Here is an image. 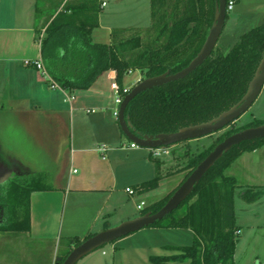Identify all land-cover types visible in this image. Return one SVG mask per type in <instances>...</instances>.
Listing matches in <instances>:
<instances>
[{
    "label": "trees",
    "instance_id": "1",
    "mask_svg": "<svg viewBox=\"0 0 264 264\" xmlns=\"http://www.w3.org/2000/svg\"><path fill=\"white\" fill-rule=\"evenodd\" d=\"M40 2L36 0V19L43 14L39 10ZM214 2L150 0V29L145 33L129 29L111 32L108 44L92 41L101 11L100 0L66 2L59 11L49 14L43 27L40 54L44 68L51 80L66 92L87 90L108 71L115 72V82L120 89L123 78L135 70L142 72L144 78L165 72L174 74L185 68L201 48L213 21ZM263 48L264 23L243 33L226 54L214 49L202 65L185 78L140 93L125 110L134 132L140 136L172 133L208 122L230 109L245 94ZM261 124L264 123L231 127L209 147L187 156L181 169L186 173L179 185L225 138ZM263 145L264 138L233 147L204 174L177 209L149 226L188 230L192 241L187 246H165L164 250L170 254L152 255L148 264H234L238 242L234 195L238 184L226 171L242 154L257 151ZM155 169L154 178L140 183L134 191L136 188L140 193L148 192L157 185L160 179L157 161ZM178 186L146 206L139 215L157 212ZM43 190L50 188L37 186V179L10 180L0 187V232L28 231L29 197L32 192ZM239 198L246 204L264 200V186H243ZM91 236L62 238L65 251L59 254L61 261Z\"/></svg>",
    "mask_w": 264,
    "mask_h": 264
},
{
    "label": "crops",
    "instance_id": "2",
    "mask_svg": "<svg viewBox=\"0 0 264 264\" xmlns=\"http://www.w3.org/2000/svg\"><path fill=\"white\" fill-rule=\"evenodd\" d=\"M69 1L75 0H41L43 14L36 19V0H0V187L10 180L37 179V186L50 188L31 193L28 231L0 232V264H58L59 254L65 251L62 238L84 239L135 218L134 202L130 197L124 200L123 194L129 195L125 189L156 175V158L150 149L127 145L111 113L115 109L111 105L115 99L111 89L114 71L101 74L87 90L66 92L51 89L35 69L23 65L26 59L41 58L45 22L51 12ZM258 2L256 9L264 17V0ZM240 6L243 3L237 4ZM136 83L122 89H131ZM101 147H105L104 152ZM257 151L244 153L237 161ZM158 164L161 176L159 159ZM183 167L167 174L171 183L165 195L180 183ZM135 193L152 191L140 193L135 188ZM150 197L154 200L148 202L145 197L139 203L145 201L146 207L162 194ZM121 210L126 212L118 220ZM178 230L148 227L116 240L111 247L116 252L108 259L102 251L100 257L90 253L76 264L147 261L152 255L168 253L164 247L173 246L169 240L173 235L168 232ZM237 232L236 246L243 242L247 250L238 258L235 248L234 264H243L252 240L247 234L241 237L239 226ZM254 259L249 258V263L255 264Z\"/></svg>",
    "mask_w": 264,
    "mask_h": 264
},
{
    "label": "rangeland",
    "instance_id": "3",
    "mask_svg": "<svg viewBox=\"0 0 264 264\" xmlns=\"http://www.w3.org/2000/svg\"><path fill=\"white\" fill-rule=\"evenodd\" d=\"M104 1H106L107 5L105 8L101 9L99 13L98 26L93 30L92 39L94 42L107 43L109 41V35L111 32H116L122 29L137 30L143 33L150 29V0ZM258 1L259 0H233V10L226 12V19L215 47L216 50L220 51L222 54H226L243 33L261 24L260 22L264 20V17L263 12H258L259 9H256L259 7ZM238 3H243V6L237 8ZM236 11L239 14H236ZM208 15H211V12H209ZM142 78L144 79V74L139 70H135L123 78L122 85L126 86L132 82H139ZM111 105L112 107H115V109L117 108L114 105L113 100L111 101ZM111 113L113 112L111 111ZM253 122L264 123V86L258 98L254 101L250 108L233 123V125L228 126L215 134L202 137L197 140H189L168 146L169 154L167 156H162L153 160L155 163V161L157 160L158 162L159 159V163L161 165V176L157 182V185L151 190L152 193L146 195L134 193L133 196L123 194L124 200L130 197L134 202V216L137 217L140 214L139 210H135L136 203H139L145 197L148 202H151L154 200L150 197L151 195L162 194V197L165 196V193L167 192V185L171 183L169 182L170 175L168 176L167 174L176 170L178 167L185 165L187 156L189 158L190 156L197 154L201 150L209 147L214 142L216 137L225 130L230 129L231 127L240 128ZM24 134L25 133H21V135ZM8 135H11L10 128L8 129ZM24 137L26 136L24 135ZM122 140L125 141L127 145L130 143L125 137H123ZM30 150L32 151V149ZM35 152H37V150H35ZM245 157L246 158L241 162L236 160L226 171V175L233 176L238 184V188L235 190L234 195L236 226L240 227L241 237L247 234L249 240H252L251 245L248 248L249 257L247 261L243 262V264H250L249 258L252 256H255V264H258L264 263V200L262 199L254 204H246L239 198V191L241 187L247 185L264 186V145L256 152V154ZM184 173L186 172H183V174L180 176L181 181L183 179ZM132 188L134 189V187ZM147 197H149V199H147ZM162 197H158L157 200ZM143 203L145 204V201ZM125 212L126 211L122 210L119 211L117 214V219L119 220L125 214ZM168 233L173 235L169 239L171 242H173V246H187L191 242L189 239L190 234L186 230H178L177 232ZM153 239L154 242L158 241L157 238ZM113 243L114 242L106 244L92 253H95L94 255L100 257L101 252L104 251L107 253L106 258L108 259L111 254L116 252H112L111 247ZM236 248L238 251V258L241 255L244 256L245 251L247 250V247L244 246V243L241 242L238 247L236 246ZM157 252V254L161 253L160 250ZM162 254L165 255L170 253H165L163 251ZM128 262V264H148V260L142 261V259H136L135 261L133 260L135 263H133L131 260Z\"/></svg>",
    "mask_w": 264,
    "mask_h": 264
},
{
    "label": "water",
    "instance_id": "4",
    "mask_svg": "<svg viewBox=\"0 0 264 264\" xmlns=\"http://www.w3.org/2000/svg\"><path fill=\"white\" fill-rule=\"evenodd\" d=\"M225 17L226 0H215L212 24L207 31V35L201 48L194 58L191 59L188 65L174 74L165 72L158 76L144 78L137 82L123 97V100L118 108L117 124L121 133L129 142L134 143L140 148L155 149L159 147H168L189 140H197L202 137L215 134L229 126L231 123H234L254 103L264 86V48L262 58L254 76L249 82L247 90L240 101L208 122L184 127L172 133H160L154 136H140L134 132L129 117L125 114L126 107L130 101L140 93L183 79L202 65V63L211 55L216 47L224 26ZM263 138L264 124L256 127H249L228 136L222 142L217 144L213 150L196 166V168L172 193L164 206L157 212L153 214L148 212L143 215H139L133 219L124 221L115 227L107 228L92 235L82 241L78 246L74 247L63 261L58 258L57 263L76 264L83 257L103 247L104 245L115 242L116 240L142 229L148 228L155 222L162 220L165 216L177 209V207L187 199L204 174L212 168L224 154L243 142Z\"/></svg>",
    "mask_w": 264,
    "mask_h": 264
},
{
    "label": "built area",
    "instance_id": "5",
    "mask_svg": "<svg viewBox=\"0 0 264 264\" xmlns=\"http://www.w3.org/2000/svg\"><path fill=\"white\" fill-rule=\"evenodd\" d=\"M233 0H228L226 2V12L227 11H231L233 9ZM107 5L106 1L101 0L100 1V8L103 9L105 8ZM23 65L25 67H32L33 69H35L40 76L47 81L49 87L51 89H60L50 78L49 74L47 73V71L44 68L43 62L41 58L38 59H26L23 61ZM111 89L115 94V99H114V103L117 106V108L113 111V116L115 117V119H117L118 116V108L119 105L121 104L123 97L130 91V89H120L117 85V83L114 81L111 84ZM89 112V111H87ZM130 147L131 148H137L138 146L135 145L134 143L130 142ZM102 152L105 151V147H101L100 149ZM151 151V155L153 158H159L162 156H167L169 154V149L168 147H159V148H155V149H150ZM125 192L128 193L129 195H134L135 191L134 189L131 188H126ZM145 204L143 202L139 203L136 208L137 210L141 211L142 209H144ZM238 234V232H237ZM258 264H264V263H258Z\"/></svg>",
    "mask_w": 264,
    "mask_h": 264
}]
</instances>
